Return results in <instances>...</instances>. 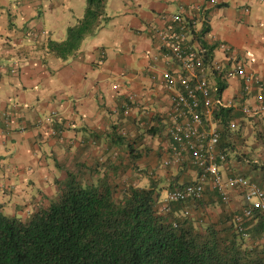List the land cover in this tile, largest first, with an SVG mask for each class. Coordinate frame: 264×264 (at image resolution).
<instances>
[{
	"label": "crops",
	"instance_id": "1",
	"mask_svg": "<svg viewBox=\"0 0 264 264\" xmlns=\"http://www.w3.org/2000/svg\"><path fill=\"white\" fill-rule=\"evenodd\" d=\"M84 6L85 0H0V190L18 194L38 180L42 195L33 208L56 193L66 170L91 174L96 163L117 166L125 154L116 135L137 145L143 134L165 131L166 91L152 80V70L176 65L151 57L157 31H167L173 14L194 32L207 26L201 40L184 30L179 44L202 55L203 46H212L206 53L211 62L225 72L239 63L260 79L256 91L264 93V0H105L106 21L62 59L47 42L63 40ZM225 83L223 101L253 107L237 77ZM133 173L128 179L137 185L141 176ZM158 177L168 181L161 171Z\"/></svg>",
	"mask_w": 264,
	"mask_h": 264
},
{
	"label": "trees",
	"instance_id": "2",
	"mask_svg": "<svg viewBox=\"0 0 264 264\" xmlns=\"http://www.w3.org/2000/svg\"><path fill=\"white\" fill-rule=\"evenodd\" d=\"M104 1L85 0L82 16L66 28L64 39L48 40L47 46L65 59L106 21ZM171 24L178 29V23ZM182 25L198 40L207 31L205 24L199 33ZM203 48L208 50L200 53L203 62L211 64L206 53L213 47ZM213 75L220 94L226 79ZM239 106L214 111L216 148L224 155L225 175H240L264 194V112L244 114ZM157 131L150 128L151 134ZM116 137L127 142L121 133ZM157 150L161 156L159 145ZM119 161L96 163L91 174L65 171L53 197L24 217L0 208V264H264V212L251 208L244 214L245 189L236 187L223 200L206 178L200 196L168 201L161 210L160 189L190 183L185 169L195 168L172 167L175 173L165 174L164 188L150 170V183L142 187L118 177Z\"/></svg>",
	"mask_w": 264,
	"mask_h": 264
},
{
	"label": "built area",
	"instance_id": "3",
	"mask_svg": "<svg viewBox=\"0 0 264 264\" xmlns=\"http://www.w3.org/2000/svg\"><path fill=\"white\" fill-rule=\"evenodd\" d=\"M208 2L215 4L217 0ZM173 21L178 23V29L169 25L167 31H157V55L151 57L153 62L158 59L162 62L172 60L176 65L174 68L160 69L153 66L152 70V80L166 91L168 106L165 110L167 125L162 143L159 144L161 166L172 168L187 164L196 171L193 172L190 183L165 192L161 200V210L166 208L168 201L200 196L205 179L208 178L223 200L227 199L230 190L236 187L245 189L244 199L249 205L244 210L245 215L251 208L264 212V194L261 189L249 184L240 175H225L223 172L224 155L216 148L219 129L218 121L213 119V113L218 107H230L232 104L223 101L217 93L213 71L220 74V78L237 77L240 80L241 93L253 97L252 108L239 106L238 109L244 114L264 112V93L256 91L261 88L262 83L259 78L245 71L239 63L226 72L217 62L204 63L200 52L189 43L179 44V41L186 37L182 28L183 22L177 14L170 16V22ZM127 106V102L121 105L124 115L127 114ZM229 125L232 127L234 122Z\"/></svg>",
	"mask_w": 264,
	"mask_h": 264
},
{
	"label": "rangeland",
	"instance_id": "4",
	"mask_svg": "<svg viewBox=\"0 0 264 264\" xmlns=\"http://www.w3.org/2000/svg\"><path fill=\"white\" fill-rule=\"evenodd\" d=\"M163 134L164 131L162 130L159 131V133L154 136L143 134V137L137 140V145H135L136 141L134 142L133 140L131 141L129 140V136H127L128 138L124 137L127 140L126 143L123 140H119V139L118 141L116 140V144L119 146L118 148L120 150L122 149V151L125 154V156L119 157L120 165H118L117 167L118 177H121V179L122 177L128 178L130 176V170H132L134 172L132 176H134V174L137 176H141L140 182L137 185L146 187L150 183V179L147 176V173H149L150 170H152L151 173H154L157 176H158V171H161L162 174L164 175L167 173L169 174L170 172L175 173L174 169L172 168L168 169L161 166V156L159 155V151L157 150L158 145L156 144H157V137L162 136ZM250 140L252 139L249 137L247 139V142H250ZM130 142L132 145L128 146L127 143ZM122 144L123 146H121ZM3 168L5 169V167ZM66 171H70V170H66ZM71 173L76 174V171L73 170ZM185 175H188L190 180H192L193 170L191 168L190 170L185 169ZM14 176H15L14 174L11 175V177L14 179V185L18 187V179L15 178ZM117 179L119 180V178ZM179 180H182V178H180ZM32 183L33 185L30 184L27 188L19 190L18 194H13L12 189H10L11 190L10 192H6V193H3L0 190V206H1V211L5 215L20 217L23 212L25 211L29 212L30 209H33L34 207L33 203H35L36 200L39 201V199H41L39 197L42 195V193H39L40 190L37 189L40 187L39 181L33 179ZM166 185H167V181L164 182L161 181L157 184L158 188H164ZM160 191L162 197L166 190L164 191V189H160ZM53 195H49L48 198L53 197ZM35 198L36 200H34ZM16 199H22V203L15 201ZM43 204H45V202Z\"/></svg>",
	"mask_w": 264,
	"mask_h": 264
}]
</instances>
